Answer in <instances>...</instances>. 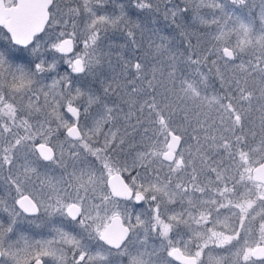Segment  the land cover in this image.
Listing matches in <instances>:
<instances>
[{
    "label": "snow or ice",
    "instance_id": "6c2138e0",
    "mask_svg": "<svg viewBox=\"0 0 264 264\" xmlns=\"http://www.w3.org/2000/svg\"><path fill=\"white\" fill-rule=\"evenodd\" d=\"M0 264H264V0H0Z\"/></svg>",
    "mask_w": 264,
    "mask_h": 264
}]
</instances>
